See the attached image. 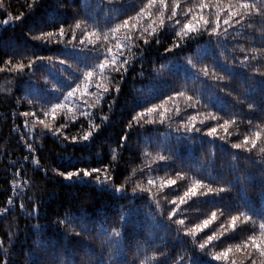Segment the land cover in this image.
Segmentation results:
<instances>
[{
    "label": "trees",
    "instance_id": "1",
    "mask_svg": "<svg viewBox=\"0 0 264 264\" xmlns=\"http://www.w3.org/2000/svg\"><path fill=\"white\" fill-rule=\"evenodd\" d=\"M30 2L31 0H4L7 11L13 15L24 13V19L7 27L0 25V68H5V71H0V209H9L7 213L0 214V240L3 241V246L0 247V264L5 261L7 264H31L36 258L32 254L34 250L40 258V264H98L100 260L108 264V248L102 237L110 234L113 229L121 232L120 237L113 238L118 241L122 252L115 257L118 264H139L145 256H151L158 246H162L168 254L169 264H178L180 256L188 255L200 257L204 264H223L222 261H214L211 256H205L194 249L192 238L184 236L183 230L178 233L177 229H181V226L170 221L168 213L176 209L173 220L184 219L185 226L192 227L218 209H223L225 215L216 223L224 222L229 213L244 210V200L248 198L250 204L254 202L256 207H264L259 199V180L255 185L247 183L249 173L256 176L261 173V167L252 162L258 156L253 153L249 157L248 153L231 147L232 143L242 138V134L249 131L246 123L230 129L231 135L218 131L216 136L209 137L205 135L208 126H215L217 122L206 120L204 125L199 122L208 112L224 118L233 113L239 114L245 121L250 118L246 115V108L245 112L241 111L245 106L231 108V105L236 103L234 97H241L249 90L250 84L252 94L257 100L260 99L261 78L256 76L247 83L244 80L245 76L252 74V68L260 65L251 59L247 67L240 65L250 55L252 47H259V39L251 42L241 35L244 28L236 24L232 27L224 25L222 18L220 31L223 33L224 28H228L227 39L223 35L217 38L205 34L196 40L181 42L180 48L168 52L166 49L172 46L173 37L170 31L165 30L159 37L160 44L153 41L149 45H143L141 42V49H133L136 55L127 65L128 71L124 73L123 80L115 75V81L120 82V92L112 91L107 94L97 108H89L81 103L84 110L94 114L96 123H100L99 117L103 115H107L109 120L90 141L72 143L70 139L65 140L63 137L76 135L81 131V125L86 130L87 121L83 117L75 124H70L59 136L47 134L42 137L36 134L39 128L36 133L29 131V127L25 126L26 118L20 113L36 111V108L28 104V99H39L37 93L52 102L56 97L62 99V92H53L52 83L64 85L62 91H66L65 78L74 73V69L67 65L76 66L85 57L92 62L93 57V53L89 51L92 45L87 42L80 44V40L85 39L82 31L70 29V26L76 20L86 17L99 19L103 26L113 6L108 0H38L36 6L29 10L25 5ZM140 2L141 0H119L123 9L133 15L135 13L129 6H138ZM5 15L4 10H0V20ZM60 26L66 30L62 38L53 37L50 41L31 39L41 32H56ZM240 47L247 51L241 52ZM81 49L85 51L82 52ZM204 49H207L206 55ZM127 55L125 52V56ZM200 55H204V59L197 61ZM37 56L45 59L36 61L31 69L26 68L21 73L8 71L3 63L9 57H14V62L23 60L27 64ZM189 56L197 61L198 67L206 65L210 70L215 68L220 75H224L221 66L227 64L229 69L238 73V77L216 81L211 74L208 77L201 74L199 81L193 83L188 80L193 72L186 63ZM48 57L52 59L48 60ZM60 60H65L66 63L61 65ZM161 65L165 66L162 71ZM61 69L65 70L61 72ZM221 88L226 91H220ZM180 90L188 91L189 95L200 94L201 103L195 107H186L182 98H176L175 103L181 109L180 115L170 112L163 124L159 123V117H149L157 122L151 124L142 121L143 126H140L133 121V127H127L137 112L160 104L169 95ZM90 91L95 92V87ZM227 91H232V96H228ZM210 96L220 103L210 102ZM221 103L228 106L229 110H222ZM109 104L111 108L108 107ZM168 107L171 108L172 103ZM190 116H197L195 125L201 129L200 132L184 129L183 124ZM255 122L260 121L257 119ZM125 133L129 135V139L125 147L119 148L120 137ZM221 136L225 139H220ZM28 144L32 145L31 151ZM113 148L117 149V160L112 161L115 165L112 174L118 185L124 182L125 176L131 175L132 169L140 168L144 171H137L133 182H141L144 187L148 186V178L162 177L166 172L175 178L176 171L186 174L189 179L195 177L211 183L213 187L236 184L237 176L242 179L230 193L193 197L178 208L169 203L171 199H175L176 187L165 188L162 193L156 194V199L160 202L158 209L151 193L139 190L135 194L132 192L133 182H129L125 192L116 193L111 188L104 190L93 178L65 180L57 174L58 171L103 168L111 161ZM145 150L151 152L153 157L161 152L170 156V159L167 162H151L149 167L151 158L143 156ZM233 155L238 160H233ZM34 160H39V166ZM100 175L103 179V172ZM177 183L178 194L182 195L187 181ZM153 192H156L155 188ZM9 198L12 199V204L7 203ZM21 204L24 205L23 208L20 207ZM67 218L86 223L91 237L69 235L64 227L56 223ZM241 227L244 231L237 230V239L249 234L248 226ZM38 234L41 239L51 241L52 252L41 254L35 249L33 241ZM180 264H187V259Z\"/></svg>",
    "mask_w": 264,
    "mask_h": 264
},
{
    "label": "snow or ice",
    "instance_id": "2",
    "mask_svg": "<svg viewBox=\"0 0 264 264\" xmlns=\"http://www.w3.org/2000/svg\"><path fill=\"white\" fill-rule=\"evenodd\" d=\"M37 2L38 0H31L25 6L31 10ZM108 3L113 7L109 10L103 26H101L99 19H93L92 17L76 20L74 25L70 26V29L74 28L82 31L85 39L80 40V44L83 45L87 42V44L92 45L89 50L93 53L92 62H89L85 57L76 66L67 65L68 68L74 69V73L65 78L66 91H62L64 85L52 83L53 92H62V99L56 97L55 101L52 102L40 96L39 93L36 94L39 99H28V104L36 108V111L20 113L21 116L26 118L25 126L29 127V131L32 133H36L37 128H39V132L36 134L42 137L47 134L59 136L70 124H75L83 117L87 121V129L84 130L83 125H81V131L76 135L64 136L63 138L65 140L70 139L72 143L90 141L100 132L109 117L107 115L100 116V123H96L94 114L84 110L81 103L89 108H97L107 94L112 91L120 92V82L115 81V75H119L120 79L123 80L124 73L128 71L127 65L132 62L136 55L133 49H141V42L143 45H149L153 41L160 44L159 37L165 30L170 31L173 37L172 46L166 49L168 52L180 48L182 46L181 42L186 43L188 40H196L205 34L217 38L223 35L227 39L228 28H224L223 33L220 31V20L223 18L224 25L232 27L233 24H236L244 28L245 31L241 35L251 42L254 43L257 38L259 39V47H252L250 55L246 56L240 62V65L241 67H247L249 59L256 60L260 65L252 68V74L245 76L244 80L247 83L259 76L261 78L259 80L261 95L260 99L257 100L252 94V85L250 84L249 90L241 97H234L236 103L231 105V108L245 106L241 108V111L245 112L246 108V115L250 117L246 121L236 113L224 118L214 112H208L199 122L202 125L205 124L206 120L217 122L215 126H208L205 135L209 137L216 136L218 131L231 135L230 129L238 128L240 124L246 123L249 131L242 134V138H239L238 142L232 143L231 147L248 153L249 157L253 153L258 156V159L252 162L261 167V173L259 176L249 173L247 183L255 185L259 180L261 188L259 199L264 204V63H261V61H264V0H141L138 6L135 4L129 6L135 13L134 15L129 14L127 9H123L119 0H108ZM0 10H4L6 13L5 18L0 20V25L5 27L24 19V13L13 15L7 11L4 0H0ZM206 10H208L207 13ZM180 17H183V19H180ZM166 21L170 23H166ZM89 28H91L90 31ZM65 31V28L60 26L56 32H41L39 35H33L31 39L50 41L53 37H64ZM73 39H75L74 32ZM81 51L83 52L85 49H81ZM240 51L246 52L247 50L240 47ZM125 52L128 53L127 56H125ZM203 52L206 55L207 49H204ZM121 57L124 58L121 59ZM44 59V57L37 56L35 60L30 59L25 64L23 60L14 62V57H9L3 63L8 71L21 73L26 68L31 69L36 61H43ZM47 59L51 60L52 58L48 57ZM202 59H204V55L197 57V61ZM197 61H194L191 56L186 59L187 65L193 70L188 80L193 83L199 81L201 74L205 77L211 74L216 81L238 77V73L234 69H229L227 64L221 66L224 75H220L217 74L215 68L210 70L206 65L198 67ZM65 63V60H60L61 65ZM164 67V65H161L160 70L162 71ZM64 70L61 69L60 71L63 72ZM0 71H5V68H0ZM200 82L203 83V81ZM73 84H75L74 87ZM93 86L96 89L95 92L90 91ZM220 91L224 92L226 90L221 88ZM51 94L49 93V95ZM226 94L232 96V91H227ZM85 97L88 99H85ZM176 98H182L186 107H195V105L201 103L200 94L189 95L186 90L176 91L174 95H169L160 104H154L146 107L143 111L137 112L132 116L127 127L131 129L133 121L140 126H143L142 121L151 124L157 122L156 119H149V117H159V123L163 124L170 112L180 115L181 109L178 103H175ZM209 100L212 103H220L211 96ZM170 103H172L171 108L168 107ZM108 107L111 108V104ZM221 109L229 110L228 106L222 103ZM257 113H259V116H257ZM257 119H259V123L255 122ZM196 120L197 116L188 117V121L183 124L184 129L189 132H200L201 129L195 125ZM128 139L129 135L127 133L122 135L118 147H125ZM220 139H225V137L221 136ZM28 148L31 151L32 145L28 144ZM143 156L151 158L149 167L151 162L157 160L167 162L170 159V156H166L161 152H157L153 157L152 153L147 150L143 152ZM116 160L117 149L113 148L111 149V161L103 168L58 171L57 174L65 180L93 178V181L100 184L104 190L111 188L116 193H123L126 191L129 182H133V177L137 171L143 172L144 169H132L131 175L125 176L124 182L118 185L115 183V176L112 174L115 170L112 161ZM233 160H238V157L233 155ZM34 163L37 166L40 164L39 160H34ZM101 172L104 174L103 179L100 175ZM241 179L240 176H237L236 184L213 187L211 183H205L198 178L189 179L186 174L180 171L175 172V178L166 172L162 177L148 178L147 187L142 186L141 182H133L132 192L135 194L139 190L140 192L151 193V198L155 200L159 209L160 202L156 199V194L162 193L165 188L172 189L175 186L177 194L175 199H171L169 203L176 205L178 208L180 205L187 204L193 197H208L210 194L218 196L221 193H230L241 182ZM178 181H187L182 195L178 194ZM154 188L156 192H153ZM249 201L250 198L244 200V210H236L235 214L229 213L227 219L218 224L216 222L225 215L223 209L211 212L210 216L200 220L192 227H186L184 219L173 220V217L176 216V209L168 213V219L181 226V229H177L178 233L183 230L184 236L192 238L194 249H198L205 256H211L214 261H222L223 264H264V207H256L254 202L250 204ZM7 203L12 204V199L9 198ZM20 207L23 208L24 205L21 204ZM8 211L9 209L5 207L0 209V214ZM161 215H163V212H161ZM56 223L64 227L65 231L73 237H91L89 228L84 222L78 220L74 222L72 218H67L60 219ZM242 225L248 226L247 231L249 234L242 239H237V230L244 231ZM36 227L39 228L38 225ZM206 229L207 231H205ZM9 235L11 236V233ZM120 236L121 232L113 229L110 234H105L102 237L108 248V264H118L115 257L122 254V252L118 241L113 238ZM226 240L234 242L225 243ZM33 244L41 254L53 251L51 241L41 239L39 234ZM2 246L3 241L0 240V247ZM5 253H7V249H5ZM32 254L36 258L31 261V264H40L37 252L34 250ZM185 259H187V264H204V261L195 255L180 256L178 264L184 262ZM4 264H7V261ZM65 264H68V262H65ZM98 264H104V261L100 260ZM139 264H169L168 254L162 246H158L151 256H145L144 259L139 261Z\"/></svg>",
    "mask_w": 264,
    "mask_h": 264
}]
</instances>
